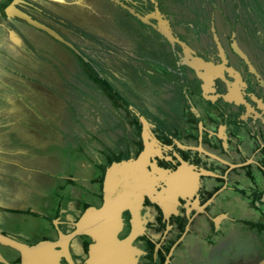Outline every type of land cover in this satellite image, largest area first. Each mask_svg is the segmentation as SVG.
<instances>
[{"label":"flooded vegetation","instance_id":"1","mask_svg":"<svg viewBox=\"0 0 264 264\" xmlns=\"http://www.w3.org/2000/svg\"><path fill=\"white\" fill-rule=\"evenodd\" d=\"M3 1L0 30L8 39L3 35L2 40L11 46L7 32L12 30L24 48L26 43L40 52L52 48L61 64L52 66L53 72L62 74L65 59L75 63L73 55L91 59L90 52H107L105 60L93 56L87 64L93 72L106 70L101 85L116 101L101 88L95 91L94 104L104 105L110 115L93 133L98 127L105 140L91 134L88 155L78 149L49 176L41 165L36 169L28 163V152L43 160L51 148L28 141V103L34 106L36 94L28 91L21 74L0 72V134L6 138L0 136L2 235L28 245L57 240L60 231L74 229L86 208L102 206L105 172L112 163L147 155L140 165L114 173L106 186V195L119 187L116 209L130 202L120 213L118 240L129 237L133 224L142 228L130 243L136 251L133 264L264 261V0H118L148 16L147 24L110 0H70L78 10L68 12L71 17L86 13L84 20L103 26V35L71 22L69 4L59 0L14 4L64 42L10 16L9 1ZM157 16L176 42L160 34ZM142 169L157 183L152 195L139 201L148 186ZM176 177L185 187L168 188L167 181ZM136 179L141 192L127 189ZM67 180L73 184L66 186ZM166 195L172 197L170 210L158 200ZM91 226L98 232V224ZM94 238L83 234L70 242L74 264H86L90 245L96 247L103 237ZM0 255L9 264H21L20 254L1 244Z\"/></svg>","mask_w":264,"mask_h":264},{"label":"rangeland","instance_id":"2","mask_svg":"<svg viewBox=\"0 0 264 264\" xmlns=\"http://www.w3.org/2000/svg\"><path fill=\"white\" fill-rule=\"evenodd\" d=\"M69 1L70 0H59V2H64V4L67 5L69 4L68 6H70V9H67L66 15L69 16L68 18L71 22L73 21L76 24H80V26L84 28L90 27L91 28L90 31L95 34H99V35L105 34V32H103L105 30L104 27L101 26L99 23H93V21L91 23H88L84 20L86 18H89L88 16L85 17L86 16V13H84L85 11L82 12L79 11L80 14L84 13L80 15L82 17L81 19H78L77 17H71L69 13L70 12L73 13V11L78 12V10L77 9L73 10L74 5H71ZM3 2H4L3 0H0V4ZM48 6L51 5L48 4ZM258 12L260 13V11ZM263 19H264V14L261 16L260 20ZM262 23H264V21ZM85 24L90 26L87 27V25ZM98 29L101 30V32H98ZM23 31L25 30L23 29ZM7 33L10 34L9 38H11L12 40L11 46H9L7 40H2L3 37H6L8 39V35H6L4 31L0 30V39H1L0 40V72L3 71L4 73H6L5 75L10 77H12L11 74H14V76L21 74V77L24 79V81H26V84H28V91L32 92L33 94H36V97H34L32 101L34 106H31L28 103V117H27L28 133H29L28 141L33 142L34 144H36V146H39V144L42 143L45 147L47 145V147H51V148L49 151L48 159H43L44 161L39 156V154H36L35 152L34 154L33 151L28 152V163L30 164L34 163L33 164L34 166H38V168L36 169H39L41 165V167H43V170L45 171L44 174L50 173L49 174L50 176L52 172L56 173L59 170H62L66 160H69L68 158H70L72 153L77 152L78 149L80 150L79 153L80 154L82 153L81 156L88 155V152L86 150H89L88 148L89 146L91 147V143H92L90 138L91 134H95L99 136L100 140H105L106 138V136L103 135L104 134L103 132H101L100 130L98 131V127L96 128L97 133H93L96 126H98L101 123H102L101 126H103L104 120H102L101 117L102 113H100L99 110L100 108L97 106L98 103L95 102L94 104L95 91L99 90L98 88L100 87L98 84L94 83L92 79L93 75L91 74V71L88 68L89 65L87 63L88 61L90 62L93 56H96L95 58L99 57L102 60H105L108 57V55L107 52L104 51L97 53L90 52L91 59L88 57V54H84V53L82 55L83 59L79 56L73 55V59L71 60L74 61L75 58L76 62L73 64L71 63L69 64V62H67V60L65 59L67 66L63 69V72L61 74L56 70L53 72L51 69V67L55 66V64L61 65L58 61H56L57 52H55V50L46 47L43 51L40 52L39 47L35 45V47L33 46L32 48L28 45V43L25 44L26 47L24 48V44L17 37V35L14 34L12 30H8ZM20 48H22L23 51L20 50ZM6 49L8 51H6ZM47 50L49 53L47 52ZM24 51L28 53V58H25L24 56L25 54L22 53ZM36 51H38L39 53H37ZM47 53L49 54V56H47ZM40 54H44L45 56L42 55L41 58ZM43 58L44 61L46 62L45 64L41 62ZM29 62L33 64L35 63V65H38L39 68L30 69V67L28 66ZM40 63L47 66V68H50L51 71H47V69L44 68L43 65L40 67L39 66ZM24 74L26 75L27 78L24 77L25 76ZM4 82H8V81L4 80ZM99 100H103V99H99ZM101 106H102L101 108H105L104 105ZM73 109L74 111L75 110L76 111L74 112ZM103 113H105L104 119L106 116L110 115V114H106V112ZM96 117L99 120L98 122L96 121ZM1 125L2 124L0 120V128H2ZM0 133L3 132L0 131ZM0 136L1 138L6 139L5 135L0 134ZM55 144L59 145L61 149H58V147H56ZM39 158H41V160H39ZM36 160H38V163L36 162ZM80 161L82 163L83 162L85 163V160H80ZM137 180L138 179H136L132 184L130 183L127 186V189H129V191L132 190L137 191L140 189L141 192L142 187L140 185V182H136ZM174 183L177 184L175 186L177 187V189H182L183 187H185L184 182H177L175 180ZM115 189L117 190V192ZM110 190L111 192L108 194L109 207L107 209V213L105 216V219H107L108 221L111 220L112 215L117 210L116 205L121 203L120 201L121 199L119 197L120 194L119 196H116V193H121L119 187L114 185ZM169 208H172V205H170ZM89 220H92V222H94V225L98 224V220L92 215L90 216ZM111 225L112 224H98V228H99L98 232L100 234L101 233L104 234L105 237H103L102 240H100L99 245H96V247H94V252L92 255L94 264H105L104 260L107 257V253L111 254L112 258L116 256L119 250H123V249L125 250L129 249L131 251L132 256L134 252L136 253V251L130 249L131 247L126 241L117 243L118 245L114 243L112 244V242L114 241L111 242L110 239L111 236L109 234ZM87 227L88 225L85 226V229H87ZM63 233L67 234L69 233V231L67 232L63 231ZM95 234L96 233H93L94 236ZM105 239L107 240L105 241ZM68 241L69 238H66L61 242L59 241L60 242L59 244L63 248H65L66 243H68ZM58 254L59 253H57V255ZM17 262L18 260L14 261L13 264H18Z\"/></svg>","mask_w":264,"mask_h":264},{"label":"water","instance_id":"3","mask_svg":"<svg viewBox=\"0 0 264 264\" xmlns=\"http://www.w3.org/2000/svg\"><path fill=\"white\" fill-rule=\"evenodd\" d=\"M9 1V5L7 6L6 11L10 16L16 17L19 20H22L24 22H26L29 25H32L38 29L44 30L45 32H47L49 35H51L53 38L64 42L54 31H52L50 28L38 23L35 20H32L26 13L18 10L16 7H14L15 3L20 2V0H8ZM113 1L115 3H117L118 5H120L122 8L126 9L130 14H132L134 17H136L138 20H140L142 23L147 24L148 23V16H142L138 13H136L133 9L125 6L124 4H122L121 2H119L118 0H110ZM158 13V12H156ZM158 17V16H157ZM158 25H157V29L160 32L161 35H163L171 44L176 42L177 40L174 39L171 35V32L169 30V27L167 25V22L165 21H161L160 17H158ZM66 45L70 46V44L66 43ZM237 53L242 57V58H246L241 51L238 50L237 48ZM145 158L147 157V155H144ZM142 156V157H144ZM140 158H138L137 161H133V160H129V161H121L119 163H112V165L106 169L105 172V181H104V190H103V203L102 206L100 208H94L92 206L86 208V210L82 213V215L79 217V219L74 223V229L72 231H70L67 234H64L63 232H59V237L57 240L55 241H51V240H43L40 241L34 245H28L26 243L23 242H19L15 239H12L10 237L4 236L0 233V244L6 247H9L11 249H14L15 251H17L20 256H21V264H63L61 262L62 259H65L66 264H74L73 260L71 259L70 253H69V244L72 240H74L76 238V236L78 235H88L93 239V242L95 241L94 235H93V231L91 224H94V222H92V220L90 219V216H94L97 220H98V224H112L111 228H110V239L112 244H116L117 243H121V242H127L130 246L131 241L135 238V236L138 234L139 230H141L142 228L139 226L138 229L136 225L133 224V229L131 234L129 235L128 238L119 241L118 240V233L121 230L122 224H121V219H120V213L122 211L123 208L126 207H130V202L129 203H124L123 205H120L117 210L114 212V214L111 217V220L108 221L107 219H105L106 213H107V209L109 207L108 205V198L109 195H106V186H107V181L110 180V177L113 176L114 173H116L117 171H123L125 169H129L130 166H134L137 164L142 163V157L141 155L139 156ZM144 162V161H143ZM145 179H148V186L143 189L144 191H142L139 195L138 200H142L143 196H151V191L152 189L155 188V185L157 182H155V180L150 177V175L146 172V170H143ZM132 172V171H131ZM139 172V171H138ZM173 181L171 182V184L167 185L168 188H173V183L176 180L178 181V178H172ZM149 190V191H148ZM139 194V193H138ZM129 196H127L128 198ZM138 201V202H139ZM88 225L89 227H87V229H80L79 226L81 225ZM135 226V227H134ZM89 228V229H88ZM138 230V231H137ZM96 232V230H95ZM96 234H99V232H96ZM101 238L105 237L104 234H100ZM69 238L68 243H66V247L63 248L60 244H58V242L60 241L61 238ZM66 239V238H65ZM104 240V239H103ZM107 239H105L106 241ZM104 241V242H105ZM131 247V246H130ZM132 249V248H130ZM63 251V252H62ZM57 252H59V254L57 255ZM94 252V243L92 245H90L89 249H88V257L86 259V264H94V262H92V255ZM0 262L4 263V264H9L1 255H0ZM255 264H264V261H258Z\"/></svg>","mask_w":264,"mask_h":264},{"label":"bare ground","instance_id":"4","mask_svg":"<svg viewBox=\"0 0 264 264\" xmlns=\"http://www.w3.org/2000/svg\"><path fill=\"white\" fill-rule=\"evenodd\" d=\"M172 181H173V179L168 180L167 181V185L171 184ZM176 185L177 184L173 183V186H174L173 189H175V190L177 189V187H175ZM164 197H165V199H162V198L159 197L158 200L163 204V206H165V210H167V209L169 210L170 208H168V205H171V203H172L171 198L172 197L171 196L168 197V195H166ZM61 241L62 240L60 239V242ZM60 242H58V243H60ZM91 259H92V262H93V258L92 257H91ZM132 260L133 259H132L131 251L129 249L128 250L127 249L126 250L123 249V250H119L117 252L116 256H114L113 258L111 256V254L107 253V257H106V259L104 261H105V264H125L126 262L132 261ZM132 263H133V261H132Z\"/></svg>","mask_w":264,"mask_h":264},{"label":"trees","instance_id":"5","mask_svg":"<svg viewBox=\"0 0 264 264\" xmlns=\"http://www.w3.org/2000/svg\"><path fill=\"white\" fill-rule=\"evenodd\" d=\"M126 13V12H125ZM263 22V21H262ZM89 67V66H88ZM103 69V70H102ZM100 68V67H98V71L97 72H93V70L92 69H90L89 68V70L91 71V74L93 75L92 76V79H93V81H94V83H96V84H98L99 85V87L102 89V90H104V92H106V90L104 89V87L101 85V81L103 80V78H104V76H107V72H106V70L104 69V68ZM102 70V71H101ZM111 77H114V76H111ZM103 82V81H102ZM106 94L109 96V98L111 99V101L113 100V102L114 101H116L115 100V97L114 96H112L111 94H108L107 92H106ZM103 99V101L105 100V98L103 97L102 98ZM99 104V103H98ZM100 109V113H102L101 114V117H102V120H104V115H105V113H103V112H105L106 111V109H103V108H101V107H99ZM73 111H74V109H73ZM76 111V110H75ZM74 111V112H75ZM67 184H73V182L72 181H70V180H67L66 181V186H67ZM44 240H47V239H44ZM132 263V261H128V262H126L125 264H131ZM133 264V263H132Z\"/></svg>","mask_w":264,"mask_h":264}]
</instances>
